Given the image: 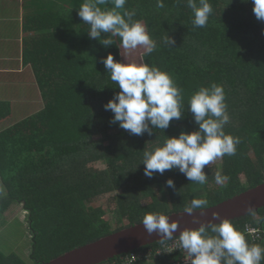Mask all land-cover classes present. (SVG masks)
Listing matches in <instances>:
<instances>
[{
    "label": "trees",
    "instance_id": "obj_1",
    "mask_svg": "<svg viewBox=\"0 0 264 264\" xmlns=\"http://www.w3.org/2000/svg\"><path fill=\"white\" fill-rule=\"evenodd\" d=\"M82 3L67 0L59 22L53 11L43 25L36 17L24 26L23 64L32 68L42 107L0 133V178L6 190L0 212L15 202L22 205L32 248L30 263L0 251V264H45L141 224L145 214L184 213L193 198H206L210 209L264 183V21L255 17L251 0H209L213 12L203 28L193 27L186 0H163V8L157 0H127L125 8L136 10L133 20L157 42L149 55L142 47L119 48L118 36L110 37L115 44L107 48L90 39L89 25L78 15ZM165 35L175 41L170 47L163 44ZM109 54L167 72L181 90L182 118L142 136L111 123L114 114L104 105L120 89L100 62ZM213 83L225 92L230 122L224 131L241 139L236 154L205 165V185L189 181L179 169L146 177L144 151L163 146L167 136L196 131L188 101ZM11 117V104L0 101V124ZM217 171L229 177L223 186L215 183ZM168 179L175 189L167 187ZM262 218L264 209L232 224L250 245L264 247ZM247 226L260 230V238L247 234ZM161 245L102 264H182L178 252L157 254ZM140 254L141 259L125 261Z\"/></svg>",
    "mask_w": 264,
    "mask_h": 264
},
{
    "label": "clouds",
    "instance_id": "obj_2",
    "mask_svg": "<svg viewBox=\"0 0 264 264\" xmlns=\"http://www.w3.org/2000/svg\"><path fill=\"white\" fill-rule=\"evenodd\" d=\"M251 2L255 17L264 21V0ZM126 3L127 0H84L78 15L89 25L88 37L98 40L105 48L115 44L110 37L118 36L119 48L131 51L142 47L144 55H149L157 49V42L150 38L142 22L133 20L136 10L125 8ZM108 4L112 7L101 8V5ZM186 5L193 14V27H205L213 12L209 0H186ZM157 7H164L163 0H157ZM102 33H110V36L101 38ZM162 41L167 47L175 43L168 35ZM100 62L110 74L111 81L120 89L104 105L106 111L111 110L114 114L111 123H118L121 129L142 136L145 133L151 135L156 128L165 130L170 121L182 118L181 90L167 72L145 62H119L111 54L101 58ZM188 111L193 114L198 129L191 133L181 131L178 137L167 136L163 146L154 151H144L142 163L146 177L152 178L156 172L163 174L165 170L179 169L189 181L205 185V165L236 154L241 139L224 131L230 116L222 85L213 83L200 87L190 97ZM228 180L227 175L216 172L217 185L223 186ZM166 185L175 189L172 179H168ZM208 203L206 198H193L185 206L184 213L191 215L195 210L208 209ZM247 213L256 216L251 206ZM215 220L219 222H213ZM141 223L147 234L159 236L161 243L174 240V232L178 229V221L169 222V216L159 213L145 214ZM193 223H199V227L182 230L177 247L187 252L190 264H261L264 261V247L250 245L232 222L222 219L218 212H212V220L206 223L193 217Z\"/></svg>",
    "mask_w": 264,
    "mask_h": 264
},
{
    "label": "crops",
    "instance_id": "obj_3",
    "mask_svg": "<svg viewBox=\"0 0 264 264\" xmlns=\"http://www.w3.org/2000/svg\"><path fill=\"white\" fill-rule=\"evenodd\" d=\"M66 2L67 0H0V101L9 102L12 110V117L0 124V133L21 121L22 119L16 123L12 118L16 109L22 111L28 105V98L22 94L18 96L17 88L37 87L32 68L23 64L26 22L37 17L36 22L43 25L47 22L45 19L49 18L47 14L53 11L58 14V21L61 19V11H66ZM41 101L35 109H41ZM5 197L6 190L0 178V199ZM10 206L5 212H8Z\"/></svg>",
    "mask_w": 264,
    "mask_h": 264
},
{
    "label": "water",
    "instance_id": "obj_4",
    "mask_svg": "<svg viewBox=\"0 0 264 264\" xmlns=\"http://www.w3.org/2000/svg\"><path fill=\"white\" fill-rule=\"evenodd\" d=\"M249 206L256 213L264 209V183L213 208L194 211L191 215L187 213L170 215L169 222L178 221V229L174 232L176 238L185 228L199 227V223H193V217H198L201 222L206 223L212 220V212H218L222 219L225 218L232 222L250 216L247 213ZM213 222L218 223L219 221ZM154 243H161L160 237L155 234L149 236L141 223L74 249L45 264H102L116 256Z\"/></svg>",
    "mask_w": 264,
    "mask_h": 264
},
{
    "label": "rangeland",
    "instance_id": "obj_5",
    "mask_svg": "<svg viewBox=\"0 0 264 264\" xmlns=\"http://www.w3.org/2000/svg\"><path fill=\"white\" fill-rule=\"evenodd\" d=\"M18 96L25 95L28 98V105L20 111L16 109L12 120L19 121L24 117L31 115L40 108L35 109L41 101L40 93L37 87L17 88ZM22 100L24 99H17ZM16 100V102H17ZM42 102V101H41ZM19 111V112H17ZM106 200L96 203L97 206L104 204ZM114 224L112 223V228ZM32 248V238L27 226V216L19 203H13L8 212H0V251L5 254L15 253L26 262L29 261V251Z\"/></svg>",
    "mask_w": 264,
    "mask_h": 264
},
{
    "label": "built area",
    "instance_id": "obj_6",
    "mask_svg": "<svg viewBox=\"0 0 264 264\" xmlns=\"http://www.w3.org/2000/svg\"><path fill=\"white\" fill-rule=\"evenodd\" d=\"M246 233L251 235L253 238H260V230L255 229L251 226L246 227ZM178 247V239H174L170 242L162 243L161 247L158 248L157 254H169V253H180L183 255L182 264H190V257L187 252L183 249H179ZM142 255H133L131 258H126V262L129 263L131 261H135L137 259H141Z\"/></svg>",
    "mask_w": 264,
    "mask_h": 264
}]
</instances>
